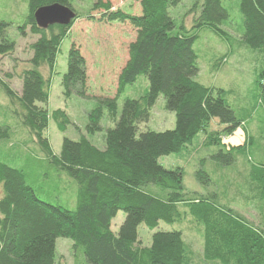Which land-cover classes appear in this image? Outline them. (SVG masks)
I'll return each instance as SVG.
<instances>
[{"label":"trees","instance_id":"1","mask_svg":"<svg viewBox=\"0 0 264 264\" xmlns=\"http://www.w3.org/2000/svg\"><path fill=\"white\" fill-rule=\"evenodd\" d=\"M181 1L139 0L141 15L132 16L112 11L109 3L97 0L91 9L102 11L97 20L128 23L136 32L117 78L115 96L98 100L88 114L85 132L90 136L101 132L104 115L113 128L106 130L102 149L84 136L76 141L64 137L55 154L45 136L49 122L64 133L70 121L64 111L49 112L43 107L49 101L50 79L41 68L52 73L60 45L82 16L73 9L74 0H27V16L16 28L22 37L28 29L38 38L30 45L32 56L18 76L20 94L1 80L0 88L39 153L22 158L17 151L0 159V264H56L57 239L72 242L73 264H188L195 254L182 233L156 231L160 223L172 226L186 217L200 230L204 263L264 264V106L260 112L255 106H241L237 116L227 103L228 91H216L197 80L200 68L193 50L202 32L227 43L229 51L215 61L214 70L239 47L264 52V0H236L243 28L237 43L222 29L231 21L229 8L223 4L226 0H202L190 28L176 27L169 16V10ZM53 4L69 8L75 18L67 26L43 29L35 13ZM94 17L91 12L84 15L89 21ZM13 25L0 21V57L14 52V42L7 36ZM139 78L147 81V93L123 101L118 114V99ZM86 85V61L72 43L61 78L63 95L85 98ZM255 92L264 101V69L257 72ZM160 96L164 109L174 114V128L141 132L140 125L149 121ZM213 119L224 125L219 132L210 129ZM246 124L255 128L243 144L226 148L222 140ZM10 131L0 126V141L8 140ZM199 136L200 148L213 150L209 159L238 172L242 180L238 197L255 207L257 225L236 211L238 198L225 192L220 197L205 193L187 198L183 168L168 170L159 164L162 157L186 151ZM212 174L216 176L215 169ZM213 176L202 166L194 172L195 180L204 186L213 184ZM64 177L75 183L74 210L51 203L65 191L59 188ZM118 213L124 214V220L113 231ZM142 225L153 232L149 247H142L138 237Z\"/></svg>","mask_w":264,"mask_h":264},{"label":"rangeland","instance_id":"2","mask_svg":"<svg viewBox=\"0 0 264 264\" xmlns=\"http://www.w3.org/2000/svg\"><path fill=\"white\" fill-rule=\"evenodd\" d=\"M99 1L103 4L109 3L112 11L121 10L132 16L141 15L139 0ZM96 2L97 0H74L73 9L82 17L75 21L70 36L60 45L52 73L50 74L45 67L41 68L44 77L50 79L49 101L43 107L49 112L55 110L64 111L70 121L64 133L58 131L53 121L49 122L45 136L49 140L51 149L55 154H59L64 137L76 141L81 136H84L94 146L102 148L106 130L113 128V124L104 115L101 121V132L92 136L87 135L85 132L88 114L97 106L98 100L115 96L117 78L128 60V46L134 42L136 32L128 23L108 24L97 20L100 18L102 11L91 10ZM201 2L202 0H182L176 7L170 9L169 16L175 26L179 27L182 24L186 28L192 27L193 19L197 17L196 14ZM223 4L229 8L231 21L222 29L237 43L243 30L238 2L236 0H226ZM88 12L95 16L92 21L84 18V15ZM27 13V0H0V21L14 24L8 30L7 36L15 45L12 55L0 57V80L5 82L16 94L21 92V81L18 77L21 68L32 56L29 47L38 38L31 35L27 31L28 29L26 30V35L22 37L16 28L17 25L24 22ZM72 43L80 49L86 61L87 89L85 98L73 95L71 98L66 99L61 87V78L67 71V54ZM193 50L198 56L200 68L197 80L216 91H228L227 103L237 116L239 115L238 108L241 106H246V108L255 106V110L259 112L260 109H263L264 103L261 104L260 101H264H262L261 97H256L254 83L257 72L264 69V52H252L246 47H239L233 52V55L226 58L225 64L217 66L214 70L215 61L229 51L227 43L221 42L211 33L202 32L199 40L194 44ZM147 89L148 83L144 78H139L133 86L128 87L118 99V114L123 101L126 99H139L147 93ZM164 106V99L160 96L151 112L149 121L140 125L139 129L141 132H163L174 128V114L166 111ZM13 110L9 99L0 88V126H7L11 130L10 138L0 141V159L10 158L17 151L22 152V158H28L29 154L34 151L37 154L39 153L37 146L32 142L27 130L20 125ZM222 128H224V125L220 124L218 119L211 121L210 129L212 131L219 132ZM254 128L252 126V130ZM235 132L229 138L222 140L226 148L234 147L245 140L246 135H237ZM201 143L202 136H199L186 151L180 155L162 157L159 159V164L168 170L177 167L183 168V186L187 198L194 199L195 196L205 193H213L220 197L221 193L225 192L228 197L238 198V202L234 204L236 211L257 225L259 223V213L255 210V207L242 203L238 197L241 194L239 186L241 187L242 185L238 172L216 165L207 157L211 155L213 150H202L200 148ZM201 159L204 160L200 161ZM4 161L8 163L6 160ZM200 166L211 176H213L212 170L215 169L216 176H213L212 185L204 186L195 180L194 172ZM64 179L65 182L59 188H64L65 191L51 199V203H59L69 210H74L76 201L75 183L65 177ZM123 220L124 214L118 213L112 221V230L116 231ZM156 231H180L184 242L195 254L194 259H191L188 264H206L202 259L203 241L200 230L195 224H191L189 218L186 217L172 226L160 223ZM152 234L153 232L145 229L143 225L138 228V237L142 247H149ZM55 253L56 264H73L72 242L70 240L57 239Z\"/></svg>","mask_w":264,"mask_h":264},{"label":"water","instance_id":"3","mask_svg":"<svg viewBox=\"0 0 264 264\" xmlns=\"http://www.w3.org/2000/svg\"><path fill=\"white\" fill-rule=\"evenodd\" d=\"M39 27L46 29L49 26H67L75 18L72 10L59 4H53L40 8L35 13Z\"/></svg>","mask_w":264,"mask_h":264},{"label":"crops","instance_id":"4","mask_svg":"<svg viewBox=\"0 0 264 264\" xmlns=\"http://www.w3.org/2000/svg\"><path fill=\"white\" fill-rule=\"evenodd\" d=\"M251 129H252V126L250 127V126H248V124H246L243 128L236 130L235 134H237V135L242 134L243 136L244 135L247 136ZM243 142H244V140L242 142L236 144V146H241L243 144ZM236 146H234V147H236ZM100 149H102V148H100Z\"/></svg>","mask_w":264,"mask_h":264}]
</instances>
